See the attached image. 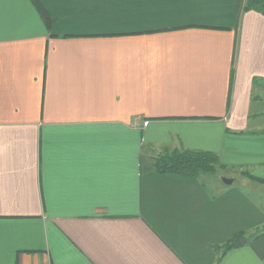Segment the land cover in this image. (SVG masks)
Segmentation results:
<instances>
[{
	"label": "crops",
	"instance_id": "crops-1",
	"mask_svg": "<svg viewBox=\"0 0 264 264\" xmlns=\"http://www.w3.org/2000/svg\"><path fill=\"white\" fill-rule=\"evenodd\" d=\"M254 1L0 0V264H264ZM175 148L233 183L157 172Z\"/></svg>",
	"mask_w": 264,
	"mask_h": 264
},
{
	"label": "trees",
	"instance_id": "trees-1",
	"mask_svg": "<svg viewBox=\"0 0 264 264\" xmlns=\"http://www.w3.org/2000/svg\"><path fill=\"white\" fill-rule=\"evenodd\" d=\"M33 2L40 12L44 22L47 25H50L52 18L41 0H33ZM254 6L257 10L264 12V0H255ZM153 164L156 171L159 173H172L195 178L200 177L202 173H216L219 167L224 166V164L220 162L217 153L189 148L165 150L153 160ZM244 242V231H240L235 233L225 244L222 246H216V248L225 252Z\"/></svg>",
	"mask_w": 264,
	"mask_h": 264
},
{
	"label": "rangeland",
	"instance_id": "rangeland-1",
	"mask_svg": "<svg viewBox=\"0 0 264 264\" xmlns=\"http://www.w3.org/2000/svg\"><path fill=\"white\" fill-rule=\"evenodd\" d=\"M261 99V103H259L258 104V106H256V108H255V111L256 112H258V111H261V114L260 115H262V122L263 123H261V125L262 126H264V93H263V96L260 98ZM230 171L229 170H224V169H218L217 170V172L216 173H214V175L213 174H211L210 175V177H207V178H205L206 179V182H209V183H213V182H216L217 183V185L219 184V185H223V182H224V180H223V178H224V176L223 175H227V176H229V177H232V176H230ZM233 175H235L234 176V178H235V180L237 181L236 183L238 184V183H240V181L242 180L241 178V176L239 175V173H235V174H233ZM212 176V177H211ZM216 185V186H217ZM258 186V190L260 191L261 190V188H262V186H260L259 184L257 185ZM260 186V187H259ZM264 188H262V190H263ZM260 198V197H259ZM244 236H245V238H250L251 237V232H244ZM249 236V237H248Z\"/></svg>",
	"mask_w": 264,
	"mask_h": 264
},
{
	"label": "water",
	"instance_id": "water-1",
	"mask_svg": "<svg viewBox=\"0 0 264 264\" xmlns=\"http://www.w3.org/2000/svg\"><path fill=\"white\" fill-rule=\"evenodd\" d=\"M223 180L226 182V183H228V184H231V183H233V181H234V179L233 178H223Z\"/></svg>",
	"mask_w": 264,
	"mask_h": 264
},
{
	"label": "built area",
	"instance_id": "built-area-1",
	"mask_svg": "<svg viewBox=\"0 0 264 264\" xmlns=\"http://www.w3.org/2000/svg\"><path fill=\"white\" fill-rule=\"evenodd\" d=\"M148 122H145V124H147Z\"/></svg>",
	"mask_w": 264,
	"mask_h": 264
}]
</instances>
